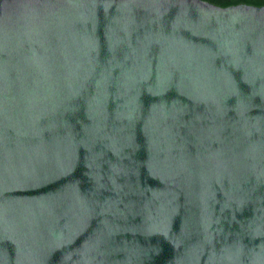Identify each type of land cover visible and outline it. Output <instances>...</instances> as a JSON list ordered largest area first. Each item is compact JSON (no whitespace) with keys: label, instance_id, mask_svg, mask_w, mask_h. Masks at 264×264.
<instances>
[{"label":"water","instance_id":"water-1","mask_svg":"<svg viewBox=\"0 0 264 264\" xmlns=\"http://www.w3.org/2000/svg\"><path fill=\"white\" fill-rule=\"evenodd\" d=\"M0 264H264V7L0 0Z\"/></svg>","mask_w":264,"mask_h":264},{"label":"flooded vegetation","instance_id":"flooded-vegetation-1","mask_svg":"<svg viewBox=\"0 0 264 264\" xmlns=\"http://www.w3.org/2000/svg\"><path fill=\"white\" fill-rule=\"evenodd\" d=\"M221 4H227L230 6L248 5L264 7V0H219Z\"/></svg>","mask_w":264,"mask_h":264},{"label":"trees","instance_id":"trees-1","mask_svg":"<svg viewBox=\"0 0 264 264\" xmlns=\"http://www.w3.org/2000/svg\"><path fill=\"white\" fill-rule=\"evenodd\" d=\"M220 7H228L227 4H221L219 0H204Z\"/></svg>","mask_w":264,"mask_h":264}]
</instances>
